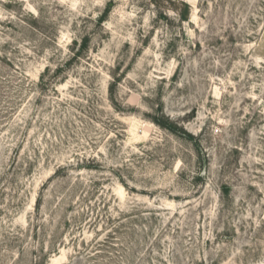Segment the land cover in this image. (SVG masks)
Listing matches in <instances>:
<instances>
[{
	"label": "rangeland",
	"instance_id": "obj_1",
	"mask_svg": "<svg viewBox=\"0 0 264 264\" xmlns=\"http://www.w3.org/2000/svg\"><path fill=\"white\" fill-rule=\"evenodd\" d=\"M0 264H264V0H0Z\"/></svg>",
	"mask_w": 264,
	"mask_h": 264
}]
</instances>
